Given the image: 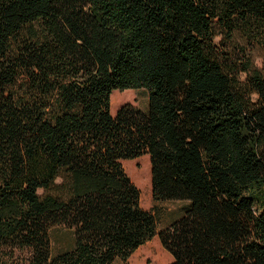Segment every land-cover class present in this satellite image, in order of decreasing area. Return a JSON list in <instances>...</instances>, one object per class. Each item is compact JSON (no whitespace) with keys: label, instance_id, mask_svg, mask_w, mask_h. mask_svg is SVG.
I'll use <instances>...</instances> for the list:
<instances>
[{"label":"trees","instance_id":"trees-1","mask_svg":"<svg viewBox=\"0 0 264 264\" xmlns=\"http://www.w3.org/2000/svg\"><path fill=\"white\" fill-rule=\"evenodd\" d=\"M130 90L147 110L113 116ZM142 157L152 211L122 165ZM163 203L186 207L159 231ZM155 237L171 264H264V0H0V264Z\"/></svg>","mask_w":264,"mask_h":264},{"label":"rangeland","instance_id":"rangeland-1","mask_svg":"<svg viewBox=\"0 0 264 264\" xmlns=\"http://www.w3.org/2000/svg\"><path fill=\"white\" fill-rule=\"evenodd\" d=\"M260 64V61H258ZM133 106L142 111L148 107V93L146 91H116L111 97V114L125 106ZM123 169L131 182L140 192V206L145 211H152L155 203L152 198L151 164L149 157H142L133 161L123 162ZM43 196V192H39ZM159 231L168 227L179 218L186 205L183 203H163L159 206ZM52 249L55 254L72 248L74 239L72 233L65 228L54 229L51 233ZM171 255L162 247L158 237H155L144 246L140 247L127 261H117L115 264H171Z\"/></svg>","mask_w":264,"mask_h":264}]
</instances>
